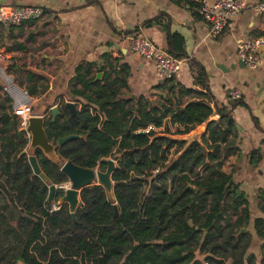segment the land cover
Listing matches in <instances>:
<instances>
[{
  "label": "trees",
  "instance_id": "obj_1",
  "mask_svg": "<svg viewBox=\"0 0 264 264\" xmlns=\"http://www.w3.org/2000/svg\"><path fill=\"white\" fill-rule=\"evenodd\" d=\"M93 67H77L69 82L70 93L84 102L77 116L70 118L61 103L55 121L51 114L45 119L51 144L80 137L57 147L60 164L35 152L46 182L22 155L29 139L11 115L10 99H0V264H255L246 257L252 244L246 194L222 170L239 153L231 110L241 99L229 109L202 100L150 108L142 98L119 99L126 81L116 75L95 81ZM194 82L208 90L202 70ZM163 87L176 90L173 81ZM167 118L176 130L163 126ZM109 159L112 197L98 184L84 188L73 220L68 204L56 205L64 195L56 186L68 182L61 165L105 171ZM261 160L257 150L248 155L253 167ZM50 186L56 189L48 202ZM253 230L264 264V220L254 219Z\"/></svg>",
  "mask_w": 264,
  "mask_h": 264
},
{
  "label": "crops",
  "instance_id": "obj_2",
  "mask_svg": "<svg viewBox=\"0 0 264 264\" xmlns=\"http://www.w3.org/2000/svg\"><path fill=\"white\" fill-rule=\"evenodd\" d=\"M203 1L0 0V8L37 6L46 10L40 21L9 29L0 27V51L5 57L1 66L18 88L30 93L31 115L44 119L54 107L60 112L61 103L71 102L77 111L84 104L70 93L69 82L75 69L87 64L94 65L95 81L114 79L115 75L126 81L127 87L121 90L119 99L142 98L150 108H177V101L182 108L202 100L211 107L229 109L232 101L228 94L237 91L242 106L234 107L231 114L239 153L227 158L222 170L232 173L246 194L251 218L247 230L252 236L246 257L252 255L255 264H260L262 242L255 235L253 220H264V66L257 70L241 66L236 41L264 35V17L253 10L260 0H242L246 9L233 18L230 27L219 36H210L198 13ZM130 36L147 38L166 54L179 56L183 63L173 80V93L163 87L165 82L156 80L151 62L131 52ZM200 70L205 74L208 90L195 85ZM99 72L101 76L96 80ZM1 87L0 81V99L7 98ZM177 88L196 94L179 95ZM163 126L171 131L178 128L169 118ZM252 150L262 156L256 167L248 162Z\"/></svg>",
  "mask_w": 264,
  "mask_h": 264
},
{
  "label": "built area",
  "instance_id": "obj_3",
  "mask_svg": "<svg viewBox=\"0 0 264 264\" xmlns=\"http://www.w3.org/2000/svg\"><path fill=\"white\" fill-rule=\"evenodd\" d=\"M246 9V3L242 0H204L198 9L199 16L208 27L210 36H219L230 27L233 18ZM254 12L264 17V0H260L254 7ZM46 14V10L37 6H26L18 8H0V27L9 29L19 27L26 22L40 21ZM129 48L131 52L144 61L153 64L154 75L158 82L173 81L181 70L182 60L166 54L159 50L151 40L130 36ZM237 59L249 70H257L264 66V35L236 41ZM4 54L0 51V81L2 93L10 99L12 114L19 119V127L26 128L28 119L32 117V97L15 84L14 79L9 76L1 66ZM231 101L240 100L237 91L229 94ZM149 130V129H148ZM147 130V131H148ZM29 139V134H26ZM53 211L57 210L52 206Z\"/></svg>",
  "mask_w": 264,
  "mask_h": 264
},
{
  "label": "water",
  "instance_id": "obj_4",
  "mask_svg": "<svg viewBox=\"0 0 264 264\" xmlns=\"http://www.w3.org/2000/svg\"><path fill=\"white\" fill-rule=\"evenodd\" d=\"M241 66H244L243 64ZM101 76V72L96 76L98 80ZM64 110L69 114V117L77 116V108L75 104L68 102L64 104ZM60 112L57 107L51 109V122H54L55 119L59 116ZM45 119L41 116H32L28 119V125L26 128H20V132L29 134V143L26 150L22 152V155H26L28 163L33 172V175L40 178L43 182H46L45 176L41 173L39 166L35 158V152L40 151L49 161L60 164V159L56 153L57 147L62 146L65 143L79 139V136H68L66 138L59 139L57 145L51 144L45 133L44 129ZM103 164L106 166L104 172L98 171L96 169H84L78 166H75L71 162H64L60 167V172L64 174L68 182L64 184L62 189L64 190V195L58 200L56 205L68 204L71 218L75 220V211L78 207L81 206L79 199L80 193L84 188L90 187L94 184H98L103 187L107 196L112 197L113 193V183L111 181V175L115 169L114 162L109 160H104ZM69 188H66V186ZM56 187H49V197L48 202H51L54 196ZM53 206H55L53 204ZM114 215L113 220L118 216V208L114 206Z\"/></svg>",
  "mask_w": 264,
  "mask_h": 264
},
{
  "label": "rangeland",
  "instance_id": "obj_5",
  "mask_svg": "<svg viewBox=\"0 0 264 264\" xmlns=\"http://www.w3.org/2000/svg\"><path fill=\"white\" fill-rule=\"evenodd\" d=\"M16 83V82H15ZM98 171H100L99 169H96ZM101 172H104V171H101ZM97 184V183H96ZM64 185H60V186H56L57 188H62ZM66 188H69V186L67 185Z\"/></svg>",
  "mask_w": 264,
  "mask_h": 264
}]
</instances>
